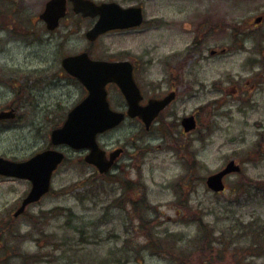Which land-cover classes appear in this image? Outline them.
Masks as SVG:
<instances>
[{
    "label": "rangeland",
    "instance_id": "374dc122",
    "mask_svg": "<svg viewBox=\"0 0 264 264\" xmlns=\"http://www.w3.org/2000/svg\"><path fill=\"white\" fill-rule=\"evenodd\" d=\"M47 1L0 0L2 65L19 69L22 61L47 60L58 68L61 45L45 41L47 32L37 17ZM115 1L142 6L145 22L106 34L91 49L103 54L111 46L113 51L107 55L135 61L138 77L145 72L143 81L153 91L171 87L172 74L164 61L192 53L193 62L186 66L194 91L189 96L181 90L150 130L139 120L128 119L99 135L105 149L126 148L119 167L112 171L122 176L123 190L98 176L84 162V152L66 149L67 158L53 176L51 192L14 219L13 206L28 186L23 180L0 178V260L6 264H264V244L255 247L250 236L240 231L252 221L264 226V19L255 23L257 16L264 17V0ZM202 17L210 25L222 24L219 31L207 33L205 42L208 47L227 48L226 54L214 57L206 49L207 59H201L202 52L192 49L193 23ZM234 24L241 32L253 34V40L243 45L240 41L238 46L230 31ZM91 25V20L81 21L80 33L61 49L89 47L85 32ZM164 71L168 78L164 79ZM150 80L153 84L147 85ZM235 84L247 99L228 92ZM216 86L222 89L220 99H213L218 96ZM9 93L0 88V108L11 102ZM85 93L83 87L79 90L67 83L51 85L43 101V113L49 114L28 113L21 123L1 127L0 154L22 160L44 148L51 129ZM223 97L226 100L219 103ZM109 98L115 109H122L119 90L110 87ZM198 109V129L184 131L182 118ZM34 120L40 124L38 130L30 126ZM231 159L242 164V172L225 179L224 192L213 193L206 185L207 176ZM127 185L130 190L124 188ZM121 193L129 202L125 209L114 208L123 204ZM200 218L214 238L202 255L192 240ZM10 220L15 221L13 229H7ZM153 233L158 238L173 236L184 254L169 249L171 244L164 247L159 239L153 242ZM131 245L142 247V254L132 251Z\"/></svg>",
    "mask_w": 264,
    "mask_h": 264
},
{
    "label": "water",
    "instance_id": "95a60500",
    "mask_svg": "<svg viewBox=\"0 0 264 264\" xmlns=\"http://www.w3.org/2000/svg\"><path fill=\"white\" fill-rule=\"evenodd\" d=\"M72 1L76 11H82L84 15H100L94 26L87 32V37L91 40L96 39L98 35L107 30L138 26L144 20L141 6L124 7L115 1L99 5L92 0ZM65 11L66 0H50L42 17L47 19L49 28H54L60 17L65 14ZM261 20L262 16H258L255 22L259 23ZM63 64L67 71L80 79L89 92L70 111L64 125L53 131V142L55 144L68 143L76 149L87 148L89 153L86 155L85 160L97 165L100 172L109 170L122 149L113 151L110 157L107 158L105 150L97 142V135L117 126L126 118L124 112L115 111L110 107L107 84L109 82L118 84L128 102V116L142 118L147 126L174 98V94H170L163 99L151 100L148 105L142 106L140 103L142 94L133 76V65L127 60L98 61L91 59L88 53L84 52L80 55L65 58ZM13 116L12 110L0 112V119ZM183 126L186 131L195 128V117H184ZM63 158L64 153L56 149L39 152L32 158L22 162L12 161L0 156V173L27 178L33 183L29 195L15 212V215L22 213L27 204L38 200L49 190L52 173ZM240 170V165L232 160L224 169L210 175L207 184L211 189L221 191L225 188L224 176Z\"/></svg>",
    "mask_w": 264,
    "mask_h": 264
},
{
    "label": "flooded vegetation",
    "instance_id": "af4514ba",
    "mask_svg": "<svg viewBox=\"0 0 264 264\" xmlns=\"http://www.w3.org/2000/svg\"><path fill=\"white\" fill-rule=\"evenodd\" d=\"M94 1L97 4H101L103 2H111V1H115V0H94ZM45 6H46V4H45ZM1 15H2V13H1ZM39 16H40V14L37 15V17L40 19ZM0 18H1V16H0ZM98 18H99V16L92 17V16L83 15L82 12L76 11L75 5H74L72 0H66V13L64 14L63 17L60 18L59 25L57 28H55L54 30H50L48 28L47 23L44 20L40 19L41 25H44L45 30L47 32V36H46L47 38L45 41L49 42L50 44H51V41H52V43H58L59 42V44L61 45L60 50L58 51V52H61L60 57H58V59H60L58 68L51 66L50 62L47 60L22 61V62H19V64H20L19 69H13L11 67H8V65L4 66V65H2L3 62L0 61V88L4 89L5 92H10L9 94H11V102L6 103V106L0 108V111L13 109L15 112L14 116L12 118H4V119L0 120V128L1 127H10L12 124L21 123L23 117H25L26 114H28V113H32L33 115L36 114V116H39V115L41 116L43 114H44V116H46L47 114H49V112L43 113V111L45 110L43 101L46 100L47 94L49 92V89L51 88V85H55V84L63 85V84L67 83L68 85H71L73 87H78L79 90H80V88L83 87L86 93L83 95V97L80 98L79 101H81L87 95V93H88L87 89L82 85L80 80L77 77H75L74 75L70 74L66 70V68L63 64V61L66 57L72 56V55H77V54L83 53V52H88L89 55L91 56V58L97 59V60L116 61V60L127 59V58H122V57H116L113 54L107 55V53H112V51H113V47H111V46L107 47L105 53H103V54L102 53L99 54V53L94 52L91 49V47H94V44L97 41H99L102 37H104L106 34L116 32V31L135 29L138 27H131V28H127V29L109 30V31L101 34L96 40H90L87 38L86 32L88 29L93 27V25L95 24V22L97 21ZM83 20H91L92 21V25L85 32V37L88 40V42L90 43L88 45L89 47H86L85 49H82L79 51L75 50L72 52L62 50L61 48L64 47L63 45L65 42H69L71 38H75L80 33L81 21H83ZM191 21H193V20H191ZM208 21H209L208 18H203V17L200 18L195 23H193V29L191 30L192 32H195L194 38H193V41H195V42H194V46L192 49H194L195 51L198 50L199 55L202 52L201 59H207V56L205 57V54H204V51L206 49L209 52V54L211 56H214V57H220V56L227 53V48H225V47L218 49L215 47H208V45H206V42H205L206 37L205 36H207L208 34L214 33L216 31H219L222 27V24H220V23L218 25L217 24H215V25L211 24L210 25ZM15 27H16L15 29L18 28L17 26H15ZM200 32H202L201 35H200ZM233 48L236 49V47H233ZM192 49L190 51H192ZM252 49H253L254 53H257V51L255 50V46H253ZM191 55H192V53L188 54L187 56H184V57L179 56V58H181L180 60L174 59L171 61H164L163 63H162V61H160L162 64H164L166 66V68L168 70H170V72L172 74V77H170L171 87L167 88V90L165 89V90H161V91H158V90L153 91V90H150L146 87L145 82L143 81L146 77L144 74L145 72L140 74V78H139L138 73H137V70H138L137 63L135 61L131 60V62L133 63V66H134L135 78L137 80V83H138V85L141 89V93L143 95V99L141 101V103L143 105H146L151 98H163L171 91L176 92V99L173 100L166 109L161 111V113L158 115V117L153 121V123L149 127L144 125L142 119L135 118V119L139 120V122H141L144 125L145 129L150 130L155 126V124L157 123L159 118H161V116H163V112L164 111L166 112L167 109L177 100L181 90H187V92H186L187 95H189V96L192 95V93L194 91V87H192V76H191L189 69L186 66V65L192 64V62H193ZM47 56H48V52H45L44 54H42V57L44 59H46ZM22 65H25V66H22ZM146 73L148 74V72H146ZM164 76H165L164 79L168 78V72L164 71ZM148 84L152 85L153 84L152 80H150V82L147 81V85ZM107 87H108L109 95H110V87H115L117 90L120 91V93L123 97V101H124V106L120 110H125L127 107L126 99H125V96L123 95V93L121 92L120 88L117 86V84L116 83H109L107 85ZM219 91H222V89H219V87L216 86L215 87V95H218V96L213 98V99H220V96L218 94ZM231 91H232V95L234 96V98L239 97L240 99H247L243 96L244 91L242 92V89L240 88L239 84H235L233 87L228 89V92H231ZM223 95H224V93H223ZM224 100H226L225 97L221 98L219 103H222ZM199 112L200 111L198 109V110L193 111L192 113L188 114V115L192 114L195 116V118L197 120L196 129H198V127H199L198 119H197L199 117ZM67 114L59 125H62L64 123V121L67 117ZM42 122H44V120ZM59 125L54 126L51 129V131L53 129L59 127ZM30 126L33 129L38 130V127L40 126V124H37V121L34 120L30 123ZM51 131H50V138L48 140L47 145L44 148H42L36 152H39V151H42L45 149H50V148L54 147L51 143ZM64 149L66 150L68 148L64 147ZM125 151H126V149L124 148L123 153H125ZM36 152H34L33 154H31L30 156H28L25 159H28L29 157L33 156ZM25 159H22V160H25ZM14 160H16V159H14ZM22 160H17V161H22ZM114 167L118 168L119 163L117 162ZM0 178L7 179V180H23L26 182V184H27L26 186H28L27 190L24 192L25 194L23 196H21L20 198H18V200H16V202L13 206L14 211H15L21 206L22 201L27 196L29 190L32 187V184L28 180L9 178V177L3 176L1 174H0ZM43 198H44V196L38 202L31 203L30 205H28L27 209L29 207H33V206L38 205ZM26 210H25V212H26ZM17 217H15L14 219H16ZM14 224H15V221L10 220L8 222L7 229H13L15 226ZM0 264H6V263L3 260H0Z\"/></svg>",
    "mask_w": 264,
    "mask_h": 264
},
{
    "label": "trees",
    "instance_id": "16d2710c",
    "mask_svg": "<svg viewBox=\"0 0 264 264\" xmlns=\"http://www.w3.org/2000/svg\"><path fill=\"white\" fill-rule=\"evenodd\" d=\"M230 31L231 33H233L235 41H237V45H240V41L241 44L243 45L244 43H246L248 40H253L252 36L253 34L250 33H243V31L241 32V30H238V26L237 25H232L230 27ZM249 31V30H247ZM252 35V36H251ZM236 47V46H235ZM118 181H120L121 183H123V180H121L120 178H116ZM130 185L124 186L125 189L130 190L131 188L129 187ZM91 190V188L89 189ZM138 202H135L134 205H136L137 210L140 209V204H137ZM142 212L140 213V215L142 216ZM146 221L150 222L153 220H149L147 217H145ZM140 222V221H139ZM259 222V221H257ZM140 225H143V222H140ZM261 223V222H259ZM207 224L202 220V218H200L199 222H198V226H199V231L198 234L192 239L193 240V247L199 251V253L202 255L206 252V249L208 247L212 246V242L214 240L213 238V231L211 228H209V226H206ZM126 230L128 231V227L126 226ZM240 231L243 233V235H249L251 240L255 243V247L259 245L264 244V226H261L259 224H255L254 221L250 222L247 225H244L240 228ZM129 233V231H128ZM159 235L158 233H153V237H151L152 241L155 242V240L159 239L160 244L163 245L165 247V244H171L169 245V249L171 250H180L181 254H184V248H179V246H176L177 241H175V238L172 239H168L167 237H161L158 238ZM125 240V239H124ZM127 242V241H124ZM123 242L122 248L123 250H125V244ZM131 249L134 252H137L138 254H142V247L137 248L134 245H131ZM261 252V251H260ZM205 261L207 259H204ZM114 261H116V263H119V259L115 258ZM129 262V260H128Z\"/></svg>",
    "mask_w": 264,
    "mask_h": 264
}]
</instances>
